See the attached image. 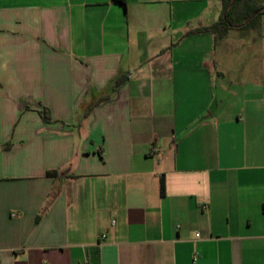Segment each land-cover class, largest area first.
I'll list each match as a JSON object with an SVG mask.
<instances>
[{"label": "crops", "instance_id": "obj_1", "mask_svg": "<svg viewBox=\"0 0 264 264\" xmlns=\"http://www.w3.org/2000/svg\"><path fill=\"white\" fill-rule=\"evenodd\" d=\"M126 1L0 0V264H264V79L195 32L223 0Z\"/></svg>", "mask_w": 264, "mask_h": 264}, {"label": "rangeland", "instance_id": "obj_2", "mask_svg": "<svg viewBox=\"0 0 264 264\" xmlns=\"http://www.w3.org/2000/svg\"><path fill=\"white\" fill-rule=\"evenodd\" d=\"M229 38H240V42L228 48V51L233 55V64L225 68L233 67L230 73L235 75V80L232 81L238 83H245L249 81H260L262 83L264 75L259 71V62L254 60L253 57L255 53L262 52L264 54V14L258 15L255 20L246 27H234L229 30ZM241 38H249L245 41L246 49L243 48ZM245 51V52H244ZM243 52L246 55H243ZM248 57V60H246ZM248 63V72L243 74V68L246 66L241 65V62ZM246 67V68H247ZM236 87V86H234ZM237 88V87H236Z\"/></svg>", "mask_w": 264, "mask_h": 264}, {"label": "trees", "instance_id": "obj_3", "mask_svg": "<svg viewBox=\"0 0 264 264\" xmlns=\"http://www.w3.org/2000/svg\"><path fill=\"white\" fill-rule=\"evenodd\" d=\"M113 2L120 5L125 11L127 10L126 0H113ZM223 3L224 9L220 20L209 27L195 30L196 33L213 32L217 35V38H225L231 28L246 27L251 24L258 15L264 14V0H223ZM260 9H262L261 12L251 21H248L249 18ZM42 115L47 119L44 112H42ZM48 174L51 176H58L61 175V171H51L48 172ZM164 189L165 181L162 177V192Z\"/></svg>", "mask_w": 264, "mask_h": 264}, {"label": "water", "instance_id": "obj_4", "mask_svg": "<svg viewBox=\"0 0 264 264\" xmlns=\"http://www.w3.org/2000/svg\"><path fill=\"white\" fill-rule=\"evenodd\" d=\"M262 9L258 10L257 12H255L250 18L248 21H251L254 17H256L260 12H261Z\"/></svg>", "mask_w": 264, "mask_h": 264}, {"label": "built area", "instance_id": "obj_5", "mask_svg": "<svg viewBox=\"0 0 264 264\" xmlns=\"http://www.w3.org/2000/svg\"><path fill=\"white\" fill-rule=\"evenodd\" d=\"M86 264H89V263H86Z\"/></svg>", "mask_w": 264, "mask_h": 264}]
</instances>
